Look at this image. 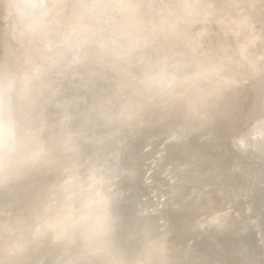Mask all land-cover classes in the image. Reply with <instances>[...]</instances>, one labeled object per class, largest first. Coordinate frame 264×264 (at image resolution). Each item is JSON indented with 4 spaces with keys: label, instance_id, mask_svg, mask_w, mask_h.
<instances>
[{
    "label": "rangeland",
    "instance_id": "obj_1",
    "mask_svg": "<svg viewBox=\"0 0 264 264\" xmlns=\"http://www.w3.org/2000/svg\"><path fill=\"white\" fill-rule=\"evenodd\" d=\"M95 1L97 0H86L85 3L91 6ZM147 1L144 0L146 3ZM167 1H172L173 7L176 3L178 8L179 1L183 0ZM186 1L185 3H188L189 0ZM60 2L58 31L68 37L75 29L78 30V27L83 28L84 24L86 31L80 33L78 30L76 33L81 46L88 45L93 37L97 38H94L95 43L100 38L111 36L114 28V10L124 9L123 3L116 0H111L106 6L86 8L84 12L75 9L81 0ZM200 2L202 3L193 12L206 16L205 14L208 15L213 8L220 5L221 0ZM171 4L167 8L171 9ZM140 8L128 11L126 17L129 22L135 21L136 16L132 14L137 15ZM8 10L7 6L0 7V29L3 31L8 23ZM216 16L219 18L210 25L209 22L207 25H201L195 21L185 25L186 22L183 21L182 25L185 29L186 26L187 29H192V34L196 35L197 39L203 40L204 44L199 45L198 54L208 50L217 51L216 48L222 46L226 48V52H222L225 54L223 61L230 60L231 56L235 57L232 65V85L238 86L239 91L245 90L246 93L237 98V93L224 95L215 102H209L207 107L203 103L202 108L205 109L227 108L231 104L228 109L234 113L228 120L217 118L204 130L208 133L218 128L214 138L194 137L189 142L185 136L181 143L191 144L187 152L181 150L183 153H179L175 150L174 144L167 140L170 129L165 126H161L158 133V139L163 143L164 151L168 153L161 163H154V155L159 152L154 154L152 146L155 145L158 149L156 144L159 140L157 139L156 144H146V137L152 135V132L135 142L136 161L142 164L135 167L136 176L131 185L123 189L129 200L122 201V205L116 204L120 212V225L114 230L108 228L86 242H98L100 248H103L101 252L107 254L109 263L112 261L115 264L118 251L125 250L129 264H191L189 262L197 255L200 259L192 264H264V143L260 149L255 145V142L263 139L264 134L253 135L249 147L240 148L236 144V137L241 132L252 131L264 113V64L260 62V67H254L257 59H264V0L226 5ZM233 17H240V21L249 22V30H245L243 25H238L228 31L227 27ZM182 25L178 24V29L182 28ZM21 26L22 23L14 24L11 26L13 30L9 31L10 38H5L4 42V37L0 39L3 42L0 50V77L3 82L10 80L13 84L10 110L18 139L14 162L7 168L0 167V228H33L35 224H41L48 219L52 212L60 209L61 204L65 202L69 205V213L63 217L74 219L82 217L85 213L80 209L71 212V209L86 200V192L81 186L85 184L86 175L89 173L80 169L78 174V170L76 171L77 175H73L71 164L76 160L73 150L74 137L69 141L73 148L64 151L62 144L66 141L69 125L74 134L80 131L82 125L71 124V121L77 113L87 109L88 102H91V93L84 87V82L76 81L72 84L71 75L67 71L71 62L62 59L63 56L55 64L45 66L42 72L35 73L37 61L35 58L30 61L26 52L32 55L38 33L30 28L26 29L27 37H17L14 34H17ZM246 31H249L247 36ZM261 31L262 39H255L254 36ZM240 38L248 42L245 54L240 53L244 47L236 44ZM99 48L98 44L95 49ZM189 49L192 47L188 45L186 52ZM97 51H100L99 54L103 51L100 55L103 58L99 57H105L107 60V50ZM10 52H22L25 55L8 56ZM171 52L166 53L171 55L174 51ZM171 56L169 57L174 59L175 55ZM181 57L183 59L185 55ZM179 59V62L183 61L180 57ZM196 59L194 60L197 62L201 58ZM169 60L170 58L167 61ZM177 60L174 59V62ZM184 61L182 64L186 63ZM187 61V66H193L194 69L203 65L202 60L198 63ZM176 62L174 67L173 60L169 63L172 64L171 68L177 70L182 64ZM101 69L98 71L103 72ZM106 70L104 77L112 78L113 72ZM176 70L174 72L179 71ZM258 74L259 77L255 78L254 75ZM202 90L195 92L190 100L193 97L198 100L203 96L205 91ZM24 99L29 105L27 115L22 112ZM186 100L180 101L178 104L181 105L178 107H184ZM99 101L95 99V103ZM98 123L103 125L101 121ZM25 130H28L30 135L21 144L23 138L21 141L19 139L23 137L22 132ZM86 145L89 146L82 144L83 150L86 149L81 154L83 159L90 157L96 149L93 150L95 144H90L89 147ZM90 147L92 149H89ZM119 149L120 145L117 147L118 151ZM93 161L89 162L94 164ZM171 162L175 166L171 167ZM118 172L122 174L121 170ZM108 175L111 180L119 177L116 172H110ZM104 198H100L98 202L104 201ZM107 199L106 197V201L102 203L105 204ZM81 224L82 227L88 225L85 220H82ZM34 233L37 237L42 236L40 228L35 229ZM135 245L138 252L134 255ZM167 246H171L170 250L164 254L163 249ZM96 254V251L91 253L92 256ZM130 254L134 258L130 257Z\"/></svg>",
    "mask_w": 264,
    "mask_h": 264
},
{
    "label": "bare ground",
    "instance_id": "obj_2",
    "mask_svg": "<svg viewBox=\"0 0 264 264\" xmlns=\"http://www.w3.org/2000/svg\"><path fill=\"white\" fill-rule=\"evenodd\" d=\"M38 1L44 5L43 14L31 24H26L20 21L15 12L14 5L19 0H0V7L4 5L9 8L6 13L7 27L5 31L0 29V39L4 37V42L5 38H10L11 32L9 31L13 30L11 26L14 24L22 23L21 29L16 32L17 34H14L17 37H27L28 30L26 29L32 28L37 31L38 37L35 40L32 55L26 52V56L29 57L30 61L33 58L37 61L35 64L37 71L34 72H42L45 66L55 64L63 56L62 59H68L69 63L71 62L67 71L71 75L72 84L76 81L84 82L86 84L84 87L91 93V102H88L87 109L77 113L75 119L71 121V124L82 125L79 128L80 131L74 134L70 130V125V128L68 125V127L65 126L68 130L66 129V141L62 144L64 151L73 148L69 141L74 137L73 146L75 148L73 150L76 153V160L71 164L73 175L76 174L77 170L78 174L80 169L84 172L87 170L89 173L86 175L85 184L81 186L86 192V200L76 204L71 209V212L80 209L85 213L82 217H75L74 219L63 217L69 213V205L65 202L61 204L60 209L53 211L48 219L41 224H35L33 228L1 227L0 264H113L112 261L108 262L107 254L101 252L103 248H100L98 242H86L93 238L92 236L97 237L108 228L114 230L120 225V212L116 204L129 200L123 189L131 185L136 176L135 167L142 164L136 161L134 144L136 145L139 139L145 138L151 132L152 135L146 137V144H156L158 137H160L158 135L160 128L165 126L170 129L167 140L174 144L175 150L179 153L182 152L181 150L187 152L191 146L189 143L191 138H214L219 131L218 128H214L208 133L204 130L217 118L223 117L228 120L234 113L228 109L232 106L231 104L227 108L220 109L202 107L204 105L207 107L209 102H215L227 94L231 96L237 93V98L246 93L245 90L239 91L238 86L232 85L234 79L232 68L234 66L232 65L235 57L231 56L230 60L225 59L223 61L225 57L222 52H226V48L222 46L217 47V51L208 50L198 54L199 45L204 44L203 40L197 39L196 35L192 34V29H187V26L186 29L183 28L182 22H186H183L184 25L193 21L201 25H207L209 22L208 25H210L212 21L219 18L216 14L222 7L233 3H254L255 0H221L220 5L213 8L208 15L205 14L206 16L204 14L199 16L193 12L202 3L200 0H196V2L187 0L188 3H185V0L179 1L178 8L176 3L173 7L171 4L173 2L167 1V3L166 0H148L147 3L144 0H116L123 3L124 9L114 10L115 15L112 16L114 28L111 31V36L100 38L99 41L97 40L98 42H95L99 44V49L108 51L105 53L110 56L106 55L108 56L107 60L105 57L101 59L103 56L100 55L103 54V51L102 54H99L100 51H97L99 49H95L96 46L98 47V44L94 43L96 37L92 36L91 42L93 43L90 42L91 44L85 46L80 45V39L77 38L76 33L78 30L80 33L83 30L86 31L87 27L84 24L83 28L78 27V30L75 29L68 37L61 35L58 31L61 0ZM85 1L81 0L75 9L84 12L86 8L106 6L111 2V0H97L91 6H87ZM192 2L193 5H191ZM170 4L172 5L171 9L167 8ZM139 7L141 8L137 15L132 14L136 16L135 21L129 22L126 17L128 11ZM166 8L167 11H171L167 13ZM239 18H232L227 27L228 31H232L233 26L238 25H243L245 30H249V22L240 21ZM1 23H3L2 20ZM180 23L182 28L178 29ZM248 33L249 31H246L245 36ZM254 37L255 39H262V31ZM3 42L0 41V50ZM236 44L244 47L240 53L245 54V46L248 45V42L240 38L237 39ZM188 45L192 49L186 52ZM168 51H174V54L171 52V55H175V60L178 59L177 62L175 61L177 64L180 60L179 57L182 59L181 56L185 55L182 60L184 61L186 58L184 62L187 64V60L194 62V59L198 57L197 59H201L194 63L202 60L203 65L201 64V68L194 69L193 66H187L186 63L182 64L183 61L181 60L182 62L179 63L182 65L177 71L173 68L176 66L174 59L166 53ZM153 54H155L154 57ZM13 55L19 57L25 54L22 52L8 53V56ZM48 55L50 57H47ZM169 58L175 64H171L173 70L170 65L171 61H167ZM46 61L48 62L46 63ZM260 62L264 64V59H257L254 67H260ZM109 67L114 68V70L108 69ZM100 69L103 72L105 69L108 70L106 72H113V77L109 76L110 79H106L104 77L105 72L98 71ZM174 69L177 72H174ZM1 71L0 69V73H2ZM254 77L258 78L259 74L254 75ZM3 83L5 82L0 77V84ZM202 89L205 91L203 96L198 100L194 97L190 100L195 92ZM95 99L100 100L99 103L96 102V104ZM183 99L187 100L186 105H183L184 107L181 109L178 107L181 104L178 103ZM24 100L22 112L27 115L29 105L27 100ZM203 103L204 105H202ZM99 121L103 122V125L99 124ZM253 130L241 132L236 137L238 147H249L253 135L256 133L264 134V113ZM22 135L23 137L19 139L21 141L23 138L21 144L29 138L30 132L25 130ZM185 136L189 142L182 144ZM98 142L101 144L99 145ZM263 143L264 137L261 141L255 142V145L257 144L256 147L260 149ZM82 144L96 145L93 147V150L96 148L95 151L86 159L81 156L86 151V149L83 150ZM103 144H105L104 147ZM118 145H120L119 151L117 150ZM156 145L158 149L152 145L154 154L159 152L154 155L155 164L161 163L168 154L164 151L163 143L160 140ZM89 146L86 145V147ZM90 160L94 164H91ZM173 165L171 162V167ZM118 170H121L122 174H119ZM110 172L118 173L119 177L111 180L108 175ZM176 187L177 185L174 188ZM119 194H121L120 197ZM106 197L108 201L103 204L102 202L106 201ZM100 198L101 200L104 198V201L98 202ZM131 198L133 199L132 196ZM97 202L99 203L98 207L96 206ZM101 203L102 207H100ZM140 210H142V206ZM82 220L87 221V227H82ZM38 228L42 230V236L39 237L34 233L35 229ZM170 247L167 246L163 249L164 254L168 253ZM93 251H96L97 254L92 256ZM137 252L138 249L135 245L134 255ZM116 257L115 264H129L127 251H118ZM130 257L134 258L131 254ZM199 259L200 256L197 255L189 263H195Z\"/></svg>",
    "mask_w": 264,
    "mask_h": 264
},
{
    "label": "clouds",
    "instance_id": "obj_3",
    "mask_svg": "<svg viewBox=\"0 0 264 264\" xmlns=\"http://www.w3.org/2000/svg\"><path fill=\"white\" fill-rule=\"evenodd\" d=\"M21 22L31 24L43 14L44 5L37 0H19L14 5ZM13 88L9 80L0 84V167L7 168L14 162L18 144L17 128L10 110V93Z\"/></svg>",
    "mask_w": 264,
    "mask_h": 264
}]
</instances>
